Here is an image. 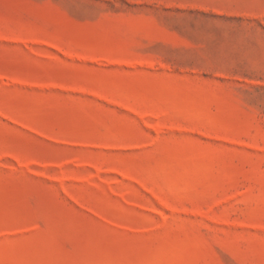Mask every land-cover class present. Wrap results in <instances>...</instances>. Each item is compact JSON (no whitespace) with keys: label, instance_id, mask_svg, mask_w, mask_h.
I'll return each instance as SVG.
<instances>
[{"label":"rangeland","instance_id":"1","mask_svg":"<svg viewBox=\"0 0 264 264\" xmlns=\"http://www.w3.org/2000/svg\"><path fill=\"white\" fill-rule=\"evenodd\" d=\"M0 264H264V0H0Z\"/></svg>","mask_w":264,"mask_h":264}]
</instances>
